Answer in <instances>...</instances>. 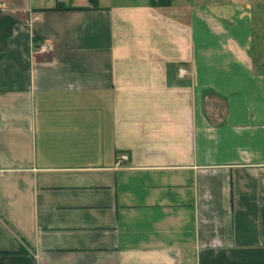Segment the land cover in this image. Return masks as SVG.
<instances>
[{"label":"crops","instance_id":"0c3cea01","mask_svg":"<svg viewBox=\"0 0 264 264\" xmlns=\"http://www.w3.org/2000/svg\"><path fill=\"white\" fill-rule=\"evenodd\" d=\"M247 2L0 0V264H264Z\"/></svg>","mask_w":264,"mask_h":264},{"label":"rangeland","instance_id":"374dc122","mask_svg":"<svg viewBox=\"0 0 264 264\" xmlns=\"http://www.w3.org/2000/svg\"><path fill=\"white\" fill-rule=\"evenodd\" d=\"M194 1V0H193ZM197 1H202L203 3H206L207 5H211L212 9H215L217 11H221L226 13L227 15H232L234 14V6L230 3V0L228 1H224V0H197ZM264 0L258 2H255L254 0H248L247 2V7H244V11H246L245 9H247V12L249 14H254L255 13V9L258 7V14L259 16H264ZM257 6V7H256ZM256 14V13H255ZM253 19V18H252ZM264 27V26H263ZM264 32V29H263ZM264 35V33L262 34ZM264 40V39H263ZM255 45V44H254ZM263 46H264V42H263ZM259 48V49H258ZM256 48L254 46V58L256 60V62L259 63H263L264 62V50H261L260 47Z\"/></svg>","mask_w":264,"mask_h":264},{"label":"built area","instance_id":"2783aa9c","mask_svg":"<svg viewBox=\"0 0 264 264\" xmlns=\"http://www.w3.org/2000/svg\"><path fill=\"white\" fill-rule=\"evenodd\" d=\"M34 19H36V17ZM39 49L42 52H48L49 44L43 43L42 45L39 46ZM177 74H178V77L181 78L183 76H186L188 74V71L185 67L181 66L178 68ZM128 159H129L128 154L121 153L116 160V164L121 165L123 162L128 161Z\"/></svg>","mask_w":264,"mask_h":264},{"label":"trees","instance_id":"16d2710c","mask_svg":"<svg viewBox=\"0 0 264 264\" xmlns=\"http://www.w3.org/2000/svg\"><path fill=\"white\" fill-rule=\"evenodd\" d=\"M94 6H96L97 0H90ZM168 5L170 4V0H151V5L156 6V5ZM63 9H69L61 5L60 3H57L53 8H49L48 10H63Z\"/></svg>","mask_w":264,"mask_h":264}]
</instances>
